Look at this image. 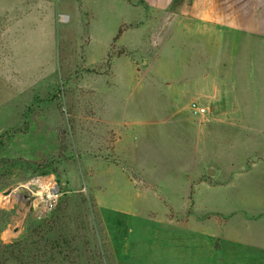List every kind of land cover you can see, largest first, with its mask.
<instances>
[{
	"label": "rangeland",
	"instance_id": "374dc122",
	"mask_svg": "<svg viewBox=\"0 0 264 264\" xmlns=\"http://www.w3.org/2000/svg\"><path fill=\"white\" fill-rule=\"evenodd\" d=\"M189 1L0 0V264H264V37Z\"/></svg>",
	"mask_w": 264,
	"mask_h": 264
},
{
	"label": "crops",
	"instance_id": "0c3cea01",
	"mask_svg": "<svg viewBox=\"0 0 264 264\" xmlns=\"http://www.w3.org/2000/svg\"><path fill=\"white\" fill-rule=\"evenodd\" d=\"M13 1L17 4L18 0ZM122 1L126 3L127 7L133 8L128 0ZM150 4L159 11L171 10L173 0H150ZM227 10L230 11L227 12ZM261 11L258 14V9L254 5L242 10L232 5L227 7L226 4H220L214 0H190L181 7V15L188 20H193L192 24L199 26V29L205 26H214L219 27L224 33L228 31L233 35L246 32L250 36L260 34L261 37H264V8ZM130 24L131 22L125 23L124 26ZM120 39H122L125 46L132 44L130 43L129 32L126 29H123ZM111 45L107 46L106 53H108Z\"/></svg>",
	"mask_w": 264,
	"mask_h": 264
},
{
	"label": "built area",
	"instance_id": "2783aa9c",
	"mask_svg": "<svg viewBox=\"0 0 264 264\" xmlns=\"http://www.w3.org/2000/svg\"><path fill=\"white\" fill-rule=\"evenodd\" d=\"M194 111L198 114H202L206 112V107L194 103ZM18 189L23 190L21 197L18 198L19 201H22L29 207L30 205H33V203H37L38 209H44L45 211L52 210L56 206L61 195H63V191L59 184L48 176H38L35 179L24 183ZM6 194H9V192ZM6 200H8V197H6Z\"/></svg>",
	"mask_w": 264,
	"mask_h": 264
},
{
	"label": "bare ground",
	"instance_id": "6f19581e",
	"mask_svg": "<svg viewBox=\"0 0 264 264\" xmlns=\"http://www.w3.org/2000/svg\"><path fill=\"white\" fill-rule=\"evenodd\" d=\"M22 192H23L22 189H18L16 191H14V193L11 196H8V200H6V201L12 202L14 200H17L18 198L21 197ZM32 207L34 208L33 213H35L36 212L35 209L37 208V203H33Z\"/></svg>",
	"mask_w": 264,
	"mask_h": 264
},
{
	"label": "water",
	"instance_id": "95a60500",
	"mask_svg": "<svg viewBox=\"0 0 264 264\" xmlns=\"http://www.w3.org/2000/svg\"><path fill=\"white\" fill-rule=\"evenodd\" d=\"M209 173H210V174H213V173H214L213 169H210ZM7 193H8V192H7Z\"/></svg>",
	"mask_w": 264,
	"mask_h": 264
},
{
	"label": "trees",
	"instance_id": "16d2710c",
	"mask_svg": "<svg viewBox=\"0 0 264 264\" xmlns=\"http://www.w3.org/2000/svg\"><path fill=\"white\" fill-rule=\"evenodd\" d=\"M180 0H175L174 4H179Z\"/></svg>",
	"mask_w": 264,
	"mask_h": 264
}]
</instances>
